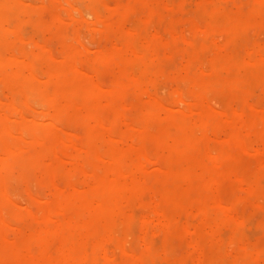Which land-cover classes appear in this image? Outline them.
<instances>
[{
  "label": "bare ground",
  "instance_id": "1",
  "mask_svg": "<svg viewBox=\"0 0 264 264\" xmlns=\"http://www.w3.org/2000/svg\"><path fill=\"white\" fill-rule=\"evenodd\" d=\"M28 1L29 3H26L33 6L36 5L35 2H32L33 0ZM68 1L66 3L67 6L71 4V0ZM87 1L92 3L94 0ZM204 1L209 2V0ZM19 2L23 3V0H0V77L4 81L5 87L8 86V90L21 91L22 95H29L31 93L29 90L34 85L36 87L33 90H36L34 94L37 92L36 94L40 96L44 95L54 105L48 109L49 111L45 112L42 110L46 113L44 114L47 116V121H45V117L42 115V119L36 118L34 119L35 121H31L35 123L42 120V122L45 121L44 123L48 122L44 129L40 130L35 125L32 127L30 126L31 124L29 126L25 125L26 127H30L26 130L27 137L29 138L25 137L26 133L24 135L23 121H20L19 118L16 120L17 114H14V118L13 115H11L12 117L9 115L11 114L9 111L10 107L11 109L15 107L16 109L14 108V110L20 111L21 109L16 107L20 104L16 105V103L11 101L15 106L10 102V105H7L9 114H5L7 111L3 113L4 116L6 115L5 118H2L1 115L0 232L2 233L3 226L7 225L6 222L15 225H13L14 227H10V224H8L7 226L10 228H17V238L14 240L10 237L8 240L6 239L7 241L13 240L9 253L16 261V264H264V103H262L263 105L261 104L262 106H259V104L256 105L248 102L245 99L246 97L242 96L239 97L240 104L238 106L233 107L232 104L235 102H231L232 106H226L225 109L218 111L217 109L220 107H216V109L214 106L213 108L212 103L209 106V102H207L208 94L206 93V90L209 89L207 87L215 91H226L248 88L251 87V84L257 82L262 83L264 88V42H262V38L264 37H262V34V38H259L261 33H258V41L251 43L248 39L249 37L250 39L253 38L251 37L252 35L250 36L253 27L249 29L248 24L254 20V16L258 13L257 10L260 11L263 6H259L260 9L258 7L249 15L239 13V15L232 16L225 9L230 5L228 0L227 3L229 5L222 3L223 1L213 3L215 15L223 13L225 16L226 22L223 28L227 31L226 46L228 47L223 49V46L217 44L219 47L216 45V48L211 51V53L215 52V54L211 58L206 56V58H210L207 60L211 65V69L209 71L205 70L206 72L203 66V72L201 71L202 68L199 69L202 74H207L208 82L204 85L205 89L202 92H194L195 95H192L193 93L191 92L190 96L192 99L195 97V99L192 101L193 103L190 102L193 105H191L189 111L188 106V112H185L181 108L185 103L183 99L186 100V98L180 97L178 99L179 102L183 100L184 103L182 102L183 104L180 108L177 107L183 110L178 115L172 114L174 112H167L162 116L160 109L146 101L148 98L143 97L141 100H146L143 101L140 115H138L135 122L131 121V124H135L133 126L124 118V113H126L125 111H127L128 107L121 103H123V96L126 93L130 92L131 89L143 87L146 84V80H148L151 86H154L156 82L155 78L153 76L150 79L146 77L147 71L150 70V65L144 63L148 55L155 51V47L157 50L160 48L159 45V47L155 45L154 39L148 44L143 43L144 46L148 45L145 48L132 43L133 41L129 43L128 49L132 51L133 58L128 63L126 62L123 67V74H120V77L115 80V87L119 88V91L113 90L111 95L106 96L107 98L109 97L107 102L102 90L107 89L106 92H109L108 87L110 84H107V86L109 85L107 88H105L106 84L103 87L104 83L100 85L98 82L100 86L97 85L93 81V78L90 77L92 75H87L91 71L86 72L88 69L86 65L83 64L84 66H82L81 64L83 68L79 66L82 58L81 52H79L80 47L83 46L82 48H84L85 44L80 43L81 39L78 41V37L74 38L75 45L76 41H78L77 43H80L82 46L79 44L80 49H77L76 45V50L70 46L73 51V60L71 62L62 60V63L58 66H53L51 63L47 71L43 69L46 74L44 76H48L49 90L47 83L44 85L35 83L41 78L33 80L36 77L32 68L33 63L36 64L34 60L31 63L32 65H29L28 62H26L27 64L25 63L23 57H19L16 60H22L26 64V67L20 71L16 69L8 72L7 68L11 67L15 62L11 57H16L14 55L16 51L14 48H17V46L11 48L8 38L12 35L9 33L13 31L18 38L20 35V26H18L20 19ZM81 2L83 0H72L71 7H73L71 10L74 11L75 7H77V11L81 12L80 10H82L83 12L84 8H78ZM229 2L231 3V1ZM224 4L226 7L223 6ZM38 5L42 10L44 3H38ZM41 5L42 8L40 7ZM82 7H85V5ZM53 8V12L51 11L53 14L50 13V15L57 13L55 12V7ZM67 10L68 14H70L69 9ZM96 10L98 9L96 8ZM76 12L74 11L72 14L77 17L75 15ZM63 13L61 12V14ZM56 15L55 18L58 20L59 13ZM73 15L68 17L73 18ZM94 16L99 17L97 13ZM76 17H74L75 20L77 19ZM79 18L78 21L80 20ZM96 19L98 21V18ZM214 20L218 23H215L213 20L207 22V31H213L220 27L221 23L216 19ZM60 21L67 22L65 18ZM194 21L199 20L194 19ZM97 24L95 23V25ZM194 26L196 27L197 25L195 24ZM203 29L199 30L202 31ZM248 30H250V33ZM87 31L89 32V30ZM259 31L263 30L259 28ZM67 33L70 34L69 32ZM211 36L208 38L210 39ZM18 38V41L22 39L19 38V40ZM67 38L69 39V37ZM198 38L200 40V37ZM208 38L207 40H209ZM214 39L212 38V40ZM142 41L140 40V42ZM65 45L71 44L67 42ZM120 45H115L114 47L119 48ZM84 49H87V47L85 46ZM99 49L98 47L96 51ZM83 51L85 52V50ZM159 52L158 50L155 55L159 54ZM151 56L154 57V55ZM111 57L112 55L105 53L99 54L98 58L102 62H105ZM158 57L160 58V56ZM98 58L91 61L92 64H95ZM58 59L61 61L63 57L59 56ZM138 59L144 60L139 70L135 64ZM205 63L207 62L205 61ZM183 65L185 66V63ZM183 65H180V68L182 67L181 71L182 69L186 71L187 66L184 69ZM169 66L171 65L169 64ZM78 68H81L82 71L85 69L83 71L86 74L84 77L78 75ZM28 70L33 77L27 75L29 73ZM46 77L45 79L42 78V80H46ZM102 78L105 79L106 77ZM105 80L103 81L105 82ZM192 80L201 82L199 75H192ZM144 87L143 89L145 90ZM145 94L147 97L149 96L147 88ZM150 96L152 95L150 94ZM178 96L179 94L177 98ZM80 98L83 99L82 104L86 110H84V117L87 118V121L80 118L84 113L81 112L79 106ZM127 98L126 100L131 99ZM14 99L16 98L14 97ZM60 99L64 103L59 101ZM189 99L191 98L189 97ZM214 100L216 102V99ZM175 101L173 105L176 107L179 104ZM59 102H62L64 106H69L71 111H73L71 115L67 114L68 117L74 116L80 118L79 122L83 127L85 148L89 156H91V160L84 162V169L80 167L82 165L81 162L77 160V163L80 167L79 169L85 173L86 178L76 185L69 183V188H66V191L63 187L60 188L55 182L56 179L53 178V182L56 184L53 186L57 190L51 196H48V198L43 196L46 199V205L42 208L40 214L38 212L37 216L35 215L34 217L31 215L33 218L28 222H23L19 216L8 214L5 210L7 199L11 201L10 198H7L9 179L12 177L11 174L13 168L16 167L17 159L26 149L30 151V165L37 168V173L43 176L48 171L44 164L45 158L54 155L58 156L57 149L60 148L59 150H61L64 144L67 147V143L61 140L56 130L53 132V128L58 125L56 118L62 115L61 103ZM161 106L164 107L163 104ZM106 107H113L111 109L114 111L109 124H107L108 122L106 123V120L105 122L102 120V114H100ZM175 107H173V110H176ZM124 108L127 109L124 111ZM104 110L103 114L105 113ZM168 110L170 109L168 108ZM24 112L20 111L22 114L18 112V115L20 114V117L24 118ZM64 115H62L63 118L65 117ZM8 116L17 121L19 125V128L15 126L18 135L15 132L14 137L15 135L16 138L19 135L20 137L23 136L21 140L27 141V146H23V142L12 144L8 141V138H5L8 132L10 135H13L9 131V128H12V126L10 125L8 128L10 122L7 124L10 120L6 121V119H11L7 118ZM37 119H39L38 122H36ZM121 120L125 121L128 126H136L134 129L137 130L138 134L137 143L130 140L132 135L130 136L128 132L125 133L126 135L112 133L113 131L115 132L114 129ZM42 122L41 124H43ZM67 128L69 127L67 126ZM73 129L75 128L72 127ZM120 129L122 130V128ZM11 131L13 132L14 130L11 129ZM71 133L73 134V132ZM74 134L72 136L76 137V132ZM116 134L119 135L116 136ZM126 136L129 137V141L126 140ZM135 137L137 136L135 135ZM135 137H133V140ZM113 138L117 140L115 141ZM149 143L154 144L163 153L166 152L164 156L158 150L162 163L168 164L171 167L165 173V183L159 196H153L154 198L151 197L153 201L147 202L149 199L146 195L148 194L145 195L146 192L144 191L146 183L149 182H145L143 177L139 176V172L143 170V165L145 164V162L143 164V160H147L148 162L154 158V156L149 155ZM85 148L83 149L85 150ZM45 163L48 162L46 161ZM23 166L24 164H22V172ZM49 175L51 177V173ZM60 190H64V192ZM40 192V194L43 193L42 191ZM40 197L42 198L41 195ZM145 199L148 200L146 201ZM1 236L5 238L3 234ZM7 250L5 249V251ZM179 250L181 251L180 256L178 254L180 253ZM117 251L120 252V255L116 254Z\"/></svg>",
  "mask_w": 264,
  "mask_h": 264
},
{
  "label": "rangeland",
  "instance_id": "2",
  "mask_svg": "<svg viewBox=\"0 0 264 264\" xmlns=\"http://www.w3.org/2000/svg\"><path fill=\"white\" fill-rule=\"evenodd\" d=\"M30 1H32V0H30ZM36 1L37 0L32 1L33 3L34 2L36 3L35 6H33L32 4L31 5L28 4L29 3L28 0H23V3L19 2L20 3V19H19L18 26H20L19 38L20 39L22 38V39L20 40L18 38V36H16L14 34L13 31L9 33L12 35V36L10 35L11 37L8 38V40L11 44V48H14L16 46H17V48H14L16 50L14 53V55L16 57L15 58H13L14 56L11 57L12 60L14 59L15 62L11 67H9L7 69H8V72L14 71L16 69H18V71H20L22 68L26 67V64H27L26 62H28L29 65H32L31 63H33V60H34L36 64L33 63L32 68H33V73L35 74L36 77H35V79L33 78V80H37V78L38 79L41 78L40 80L43 82H41L39 80V81H36L35 83H38V85H40V84L44 85L47 83V88L49 87L48 88L49 90H50V86L48 84V76L47 77L44 76L46 74H45V71H43V69L47 71V68H48L49 64H51V63L53 66H58L62 63V60L66 61V62H68V61L71 62L73 60V51L71 50V48H75V50H76V45H77V47H78L77 49L81 48L79 52H81V57H82L81 61L79 62V66L82 67V66L86 65V67L88 68V69L86 68L87 69L86 72L91 71V72H88L87 75L89 74V76H90V74H91L92 76H90V77L93 78V81L96 82L97 85H99V84L102 85L104 83L103 87L106 84L105 88H107L109 86V85L107 86V84L108 83L110 84V86L108 87L109 88L108 90H110L109 92L108 91L106 92L107 89L102 90L103 87L101 88V90L103 91V93L105 95V101L107 102L109 97L107 98L106 96L111 95V92L113 90H115L116 92L119 91V88L115 87V80H116V78L120 77V74H123V72H124L123 67L126 64V62L128 63V61L133 58L132 51L130 49H128L129 43H131L133 41L132 43H134V44L136 43L139 46H143L145 48L148 45L144 46L143 43L148 44L150 41H152L154 39L153 42L155 43V45L157 47L160 46V48H158V50L161 53L160 52H159V54L157 53L158 56H160V58L157 56V54L155 55V53L158 52L157 48L155 47V51L150 53L148 55V58H146L145 61L142 59H138V61L135 62L138 70L143 65V61H144V63H148L150 65V70L147 71L149 75L147 74L146 77L150 79L153 76L155 78L156 82L154 83V86H151L149 84L148 80H146V84L143 85V87L145 86L144 87L145 90L143 89V87L134 88V89H131L130 92L126 93V95L123 96L124 100H122L123 103H121V104L128 107V109L124 108V111L127 109V111H125L126 113H124L125 114L124 118H126L128 120V122H130L129 124H131V121L135 122L138 115H140L141 107L143 106L142 105L143 101L146 100L145 99L142 101L141 99H143V97L148 98L146 101L150 102L153 106L158 107L160 109L162 116H163V114H166L167 112H169V113L174 112L172 114L178 115V113H181L183 110H185V112H188L190 110L191 105H193L192 101H194V99H195V97H193V99H192V97L190 96L192 93H193L192 95H195L194 92H197V93L202 92V90L205 89L204 85L208 82L207 74L206 73L202 74V72H203V67H204V71L205 70L209 71L211 69V65L209 64V62L207 60V59H210L215 54V52L211 53V51L216 48L217 44H219V46H223V49L228 47V46H226L227 37H228L227 31L223 28L225 25V22H226L225 16L223 15V13H218L215 15L214 7L212 6L213 3L215 4V3H219L220 1H223L222 3H225L226 5L230 4L228 7H226L225 4L223 6L226 7L225 9L232 16L239 15V13H242V14L244 13V14L249 15V14L253 13L259 6H263V8L260 11L257 10L258 13L256 15L254 14L255 15L254 20L248 24L249 29H251V27H253L251 30V33H250V30H248L250 33V36L252 35L251 37H253V38L250 39V37H249L248 39L250 40L251 43H254L255 41H258L257 39L259 36H260L259 38L264 37V13H263V11H264L263 10L264 9V0H260V1L259 0L258 1L257 0L256 1H254V0H239L238 1L237 0V2H235L236 0H228L229 4L227 3V0H214V1L209 0L208 3L204 0H199V2H197L198 0H94L92 3L88 2L87 0H83V2L79 3L80 5L79 6L77 5V6H78V8L79 7L82 9L84 8L85 10L82 12V10L79 9L81 11V12H79V11H77L78 10L77 7H75L76 9H74L75 12L77 11L75 13V15H77V17L72 14V12H74L71 10L73 7V6L71 7L72 0L71 1L69 0L71 2V4L69 3L70 5L68 4L69 6H67V4H66L67 0H46V1L38 0L37 2ZM84 1H86V2H84ZM229 1H231V3ZM26 2H28V3H26ZM192 2H193V5H192ZM38 3H40V4L44 3L42 10L39 8V5L37 6ZM84 5H85V7H82ZM244 5L245 6L247 5V6L245 7ZM57 6H59V7H57ZM235 6H237V7H235ZM40 7L42 8V5ZM53 7H55V12L59 13L58 20H57V18H55V15L57 13L54 12L55 13L54 15H50ZM67 7H69V8H67ZM96 8L98 10H96ZM242 8H244L245 10ZM66 9H69V11H70L69 13L71 15L68 14V10L66 11ZM258 9H260V7ZM53 10H54V8H53ZM61 12L62 13L64 12V13L61 14ZM96 13L99 17L94 16V15H96ZM51 14H53V13H51ZM189 14H192V15H189ZM30 15H32L34 17H32ZM49 15H50V17H49ZM72 15H73V18H70ZM56 16L58 17V15H56ZM68 16H70V17H68ZM25 17H26V21H25ZM74 17H76L77 19L75 20ZM78 17H80L79 21H78ZM83 17H84V19H83ZM100 17H102V18H100ZM50 18H51V20H50ZM63 18H65V20H67L66 23H64V21L63 22L60 21L61 19L63 20ZM96 18H98V21ZM99 18L101 21L99 20ZM52 19H53V21H52ZM102 19H103V21H102ZM194 19H197L199 21H194ZM214 19H216L217 21H219L221 23V24L219 23L220 27L218 29L213 30V31H207V29H206L207 22L213 20L215 23H218ZM27 20H29V21H27ZM68 20H70V21H68ZM74 20H75V22H74ZM55 22L57 23L56 25H55ZM95 23L96 24L98 23L99 25L98 24L95 25ZM195 24L197 25L196 26L197 28L199 27L198 30L194 26ZM204 25H205V27H204ZM53 27H55V28H53ZM191 27H193V28H191ZM201 28H204V29L201 31V30H199ZM259 28L263 31H259ZM63 29L65 32L63 31ZM184 29H185V31H184ZM83 30H84V32H83ZM87 30H89V32ZM66 31L72 35L68 34ZM22 32H23V34H22ZM254 33H255V35H254ZM258 33H261V34L259 35ZM211 34H212V36H211ZM65 35H66V37H65ZM161 35H162V37H161ZM196 35H197V37H196ZM261 35H262V37H261ZM209 36H211V38H210L211 40H212V38L213 39L215 38L217 40L215 41V39H214L211 41L208 38ZM62 37L63 38L69 37V39L67 38L68 39L67 40L64 38V40H63ZM76 37H78L77 38L78 41H79V39H81L82 42L81 41H79V42L82 44H85L87 49H84L85 46H84V48H82L83 46L80 43H77L78 41H76V45H75V39L74 38H76ZM198 37H200V40ZM17 38L20 41H18ZM136 38H137V40H136ZM207 38L209 40H207ZM218 39H219V41H218ZM140 40L141 41L143 40V41L140 42ZM263 40H264V38H262V42H264ZM145 41H147V42L145 43ZM206 41H208V42H206ZM213 41H215L216 43ZM67 42H69V44H71V45L66 46L65 44ZM111 42H113V43H111ZM88 43H90L89 46H88ZM79 44L82 47L79 48ZM25 45H26V47H25ZM115 45H117V46L120 45V47L119 48L114 47ZM70 46H71V48H70ZM219 46L217 45V47H219ZM89 47H91V48H89ZM98 47L100 49L98 51H96ZM209 48H211V49L209 51H207ZM187 49H188V52H187ZM11 50H13V49H11ZM83 50H85V52ZM194 50H195V54L193 55ZM13 52H11V53L13 54ZM203 52L205 53V55ZM208 52L210 55L207 54ZM105 53L110 54V55H112V57L113 56L114 57L113 58L111 57L108 61L102 62V60H100L98 57H99V54L102 55ZM94 55H95V58H94ZM151 55H154V57H152ZM48 56H50V57H48ZM59 56L63 57V59H61V61L59 60L60 58L58 59ZM66 56H67V58H66ZM206 56L207 57L209 56L210 58H206ZM19 57H21V58L23 57L26 64H24V62H22V60L21 61L16 60ZM69 58L70 59L72 58V59L70 60ZM97 58H98V61H95L97 64L96 63L92 64L91 61H94ZM38 59H39V61H37ZM205 61L207 63H205ZM99 62H100V64H99ZM180 62H181V64H180ZM203 62H204V65H203ZM57 63H59V64H57ZM168 63L171 66H169ZM184 63H185V66L183 65ZM81 64H82V66H81ZM192 64H194L195 67ZM180 65L181 66L183 65L184 69L187 66L186 71H183V69L181 71L182 67L180 68ZM18 66H19V68H18ZM151 66H152V68H151ZM165 66H167L168 68ZM12 68H14V69H12ZM200 68H202L201 69L202 72L199 70ZM78 69L80 71H82L81 68H78ZM188 69H190V70H188ZM36 70L37 71L39 70L40 72L39 71L37 72ZM79 70H77L78 75L80 77H84L86 75V74H84L85 72H83V71H85V69H83L82 72H80ZM189 71H190V73H189ZM191 71H192V73H191ZM26 73H28V72H26ZM33 73H32V75H33ZM40 73H42V74L40 75ZM204 74H206V75H204ZM230 74H231V71H230ZM27 75H29L30 77H33V76H31L30 71ZM192 75H199L201 82L193 81ZM204 76H206V77H204ZM45 77H46V80H44ZM102 77H106L105 78L106 80ZM42 78H44V79L42 80ZM100 79L102 80V82ZM103 80H105V82ZM107 80H108V82H106ZM98 82H99V84H98ZM179 83H181V84H179ZM182 83H183V87H182ZM0 85H1L0 86V120H1V115H2V118H5V116H6V115L4 116L3 113H5L7 111L5 114H9L7 105H10L9 103L11 101H13L14 103H16V105L20 104L16 107L18 109H21L20 111H22V113H23V111H25L24 112L25 113L24 118H23V117H20V114H22V113H20L19 110H14L15 107L13 109H11V107H10V110H9L11 113L9 115L10 116L13 115V118L15 116L14 114L18 115V112L20 113L18 116L16 115V120H18L17 118H19L20 121H23L22 122V123H24L23 130L25 131L24 135L26 133V130H28V128H30V127H26L25 125L29 126L31 124L30 126H32V127H34V125H35L40 130L44 129L47 126L48 122L44 123L45 121H47L46 120L47 116H45V114H46L45 112L52 105H54V104L50 103L49 98L44 97V95L40 96L39 94H36L37 92L34 94V92L36 91V90L33 91L34 88H36L34 85L31 86L32 90L31 89L29 90V91H31V93L29 94L30 98H29V95H25V94L22 95L21 91H18V90H16V91L11 90L10 91V90H8V88H7L8 86L5 87L6 85H5V83L1 77H0ZM149 85H150V87H148ZM146 88L148 89L149 96H150V94L152 96H150V97L146 96V94H145ZM194 88H195V90H194ZM207 88L211 89V90H209V89L206 90V93L208 94L207 95V102H209V106H210V103H212L213 108H214V106H215V108L220 107L218 109L216 108L218 111L225 109L226 106L227 107H230L232 105H233V107L238 106L240 104L239 97H242V96H245L246 97L245 99L248 102L256 104V105L259 104V106H262L263 105L262 103H264V98H263L264 88L262 86V83L257 82V83L251 84V87H248V88L231 89V90H226V91H221V90L215 91L214 89H212L210 87H207ZM142 89H143V91H142ZM207 91H209L211 93L209 94V92H207ZM227 93H229V94H227ZM129 94H130V97H129ZM178 94H179V96L177 98ZM186 95H188L191 99H189L188 96L185 97ZM182 96L184 98H186V100L188 99L187 101L185 99H183L185 103L183 102L182 99H181L182 100L181 102H179V100H178ZM14 97L16 99H14ZM214 97H216V98H214ZM126 98L127 99L131 98V99L126 100ZM175 99H176L177 103L179 104L176 107H175V105H173L174 104L173 102L175 101ZM214 99H216L217 103L215 102ZM252 99H253V101H252ZM8 100H10V101H8ZM24 100H25V102H24ZM82 100L83 99H81V98L79 99V106H80L81 112H84L85 109H84V106L82 104ZM59 101H62V100L60 99ZM13 102H11V103H13ZM37 102H39V103H37ZM62 102H59V103H61L60 104L61 113H62V115L65 114L64 115L65 117L63 118V116L61 115L62 117L59 116L58 118H56L58 125H56L57 123L55 124L57 128L54 127L56 129L53 128V132H55V130H56V133L60 136L61 140H63L64 142L67 143V147L64 144L63 148L61 147V150H59L60 148L57 149V154L59 157L57 155H54V156H48L47 158H45L44 164L46 165L48 171L43 176H40V174L37 173V171H38L37 168H34L30 165V159H29L30 158V151L26 149L25 151H23L21 153V156L17 159V163L15 164L16 167L13 168V172L11 174L12 177L9 179V187H8L9 193H8L7 198H10L11 201H9L7 199L5 210H6V213H8V214H14L16 216H19L23 222H28L35 215L37 216L38 212L40 214V211L46 205V199H44L43 196L44 197L46 196L45 198H48V196H51V194L57 190L56 187H54L56 184L60 188L63 187V189L66 191L67 190L66 188H69V183L70 184L73 183L74 185H76V184H79L82 181H84L86 178L85 173H83L81 171V169H79V168L81 167L84 169V166H83L84 162L85 161L89 162L91 160V156H89V153H87V151H86L85 138L83 136V127H82L81 123L79 122V120H80V118H82V120L85 119L87 121V118L84 117L85 112L83 113L82 117H80V118L74 117V116L68 117L67 114L69 113L71 115L73 113V111H71V108L69 106H64L63 105L64 102L63 103ZM190 102H192V103L190 104ZM231 102L232 103L235 102V103L231 105ZM14 103L12 105H14ZM45 104H46V106H45ZM161 104H163L164 107H166V108L164 109V107L161 106ZM181 105H182V107H181ZM188 106H189V108H188ZM39 107H40V109H38ZM173 107H175L176 110L178 109L177 107H179V108L181 107L183 110L178 109L176 111V110H173ZM111 108H113V107H111ZM111 108L106 107V108H104L105 110L103 109L105 113L103 114V110L100 113V114H102L101 115L102 120L104 122L106 120V123L108 122L107 124H109V122H111L112 117L114 115V111ZM168 108L170 110L172 108L173 111L168 110ZM187 108H188V111H187ZM162 109H164V110H162ZM42 110L45 112H43ZM128 111H129V113H128ZM109 112H111V113L109 114ZM130 113H131V115H130ZM41 115L45 117V121L44 122H42L43 120L41 121L43 124H41V122H38V120L41 118ZM109 115H110V117H109ZM11 117L8 116L7 118H11ZM13 118H11L12 120L6 119V121L10 120L7 122V124L10 122L8 124V128L10 125L12 126V128H9V131L11 133H13V135H10L8 132V134L5 138H8L9 140L8 139L7 140L12 144H17V143L23 142V146H27L28 142L23 141V139L21 140V137H23V136L20 137V135H19V137L17 136V138H16V135H15V137H14V133L16 132L15 126H18V128H19V125H18V122L14 121ZM36 118H39L36 121L38 123L31 122L32 120H34ZM122 120H124V119H122ZM122 120L117 123L118 127L116 126V128L114 129L115 132L113 131L112 133H121L123 135H126L125 133L128 132V134L130 136L132 135L130 140L137 143L138 142V139H137L138 134H137V130L134 129L136 126L135 127L128 126V124H126L125 121H122ZM54 123H55V121H54ZM133 124H131V125H133ZM59 125H61V126H59ZM67 126L71 129V132H73V134L70 132V129L67 128ZM72 127L75 128L76 131H75V129L72 130ZM120 128H122V130ZM11 129L14 131L12 132ZM66 130H67V132H66ZM74 132H76V135H77L76 137L72 136V135H75ZM17 133L18 132H16L15 134H17ZM66 134L68 135V137L70 139L67 137ZM118 135L119 134H116V136H118ZM129 135H127V136H129ZM135 135L137 137H135ZM27 136L28 135L26 133L25 137L29 138ZM78 137H79V139H78ZM133 137H135L134 140H133ZM26 138H25V140H26ZM128 138L129 137H127V139H126L127 141H129ZM68 139L69 140L72 139V140L69 141ZM67 140H68V142H67ZM149 145H150L149 146V153H150L149 155L154 156V158L150 157L152 159L151 160L149 159L150 161H148V162H147V160H143V164L145 162L146 165L144 164L143 170H140V172H139V176L141 178L143 177V180L145 182H147V181L149 182V183H146L145 191H144V192H146L145 195L148 194V195H146V197H148L149 200L145 199L146 201L148 200L147 202H150V200H152L154 198L153 196H155V197L157 195L159 196V194L163 190V186L165 183V173L171 167L168 164L162 163V161H161L162 158L160 156V152H161V154L163 152L161 151V149L160 150L157 149L158 147H156L154 144L149 143ZM82 146H83V148H85V150L82 148ZM157 152H159V153H157ZM163 155L165 156L166 152L163 153ZM71 159H72V161H71ZM153 159H155V160H153ZM156 159H158V160L156 161ZM77 160H78V162H81V164H82L80 167L77 163ZM46 161L48 163H45ZM152 161L153 162L156 161V162L153 163ZM157 162H159V163H157ZM22 164H24L23 172H22ZM159 167H160V169L158 170ZM49 173H51V177H50ZM49 178L51 179V181ZM53 178L56 179V181H55L56 184H54ZM69 179H70V182H69ZM60 182H62V183L59 184ZM25 186H26V188H25ZM33 187L35 188V190ZM44 189H45V191H44ZM64 190H60V191L64 192ZM40 191H42L43 193L40 194L41 193ZM44 192H46V193H44ZM40 195L42 196V198L40 197ZM145 195H144V197H145ZM20 197H21V199H20ZM38 197H40V198H38ZM151 197H153V198H151ZM16 201H17V203H16ZM19 202L20 203L22 202L21 203L22 205ZM30 206H32V207H30ZM28 208H29V210H27ZM29 211H30V214H29ZM31 215H33V217ZM6 223H7V225L10 224L9 225L10 227L15 226L14 224H11L8 222H6ZM7 225L5 224L3 226V230H1L2 233L0 232L1 234H3V236H5V238H2V236L0 234V264H16V261L13 259V257L9 253L10 252L9 249L11 248V244H12L13 240L16 239L18 236L17 228L16 227L10 228ZM9 237L11 239L13 238V240L11 241L9 239L10 241H7ZM5 249L6 250L8 249V250L5 251ZM118 252L119 251H117L116 254L120 255V252L119 253ZM178 254L180 256L181 251Z\"/></svg>",
  "mask_w": 264,
  "mask_h": 264
}]
</instances>
